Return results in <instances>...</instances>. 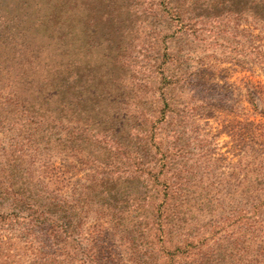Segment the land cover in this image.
Returning a JSON list of instances; mask_svg holds the SVG:
<instances>
[{"label":"rangeland","instance_id":"rangeland-1","mask_svg":"<svg viewBox=\"0 0 264 264\" xmlns=\"http://www.w3.org/2000/svg\"><path fill=\"white\" fill-rule=\"evenodd\" d=\"M22 2L25 6L19 8V20H15L20 24L12 30L23 26L19 40L33 46L24 52L25 45L16 43L11 62L16 71L22 55L30 62L33 75L27 92L41 87L43 94L47 78L65 70L76 81L72 90L77 98L59 108L44 103L46 110L31 111L29 121L6 122L9 128L0 131V154L2 148L18 147L28 152L26 161L39 170L45 164L60 168L66 181L89 178V167L132 165L136 151L146 152L134 135H145L150 129L138 116L161 119L157 123L165 129L148 134L156 142L164 138L168 151L177 152L173 154L175 167L184 171L183 180L213 184L218 190L215 198L222 199L213 203L210 215H203L206 222L209 217L219 219L214 225L206 224L204 242L211 243L220 235H231L236 241L229 239L214 249V263L249 258L252 264H264V193L241 203L226 193V183L234 180L237 160L247 147L254 145L264 157V143L253 144L248 128L253 111H264V48H254L258 42L250 37L247 25L242 26L245 22L205 19L199 35L175 45L169 42L173 26L166 32L170 27L153 19L142 0H74L66 5L62 0ZM1 4L2 9L12 4L17 11L16 0ZM6 23L0 17L1 31ZM173 45L176 57L169 69L187 83L184 93L172 96L166 106L160 100L159 71ZM250 83L263 85L260 96L252 94ZM50 92L48 97L54 99ZM27 106H31L29 101ZM253 115L260 119L257 113ZM41 118L48 120L43 126L46 136L61 139L64 148L53 149L50 142L32 135L31 122L40 119L42 123ZM173 127L181 129L176 148V138L165 136ZM147 149L152 151L151 146ZM250 226L257 230L250 231ZM87 227L110 264H129L125 247L108 223L89 220ZM196 251L192 248L189 254ZM170 259L180 264L185 257L176 254Z\"/></svg>","mask_w":264,"mask_h":264},{"label":"trees","instance_id":"trees-1","mask_svg":"<svg viewBox=\"0 0 264 264\" xmlns=\"http://www.w3.org/2000/svg\"><path fill=\"white\" fill-rule=\"evenodd\" d=\"M1 1L0 17L7 23L2 27L4 31L0 28V131L9 128L5 126L9 120H16L17 124L24 119L29 121L31 111L37 108L46 110L44 103H52L59 108L77 98V92L72 90L76 81L65 70L56 71L47 78L43 94L41 87L27 92L26 87L30 86L33 75L30 62L22 55L17 71L11 62L14 59L11 49L16 43L25 45L24 52L33 46L30 41L19 40L23 26L15 32L12 30L20 24L15 20H19L18 11L25 5L22 0H16L17 11L12 4L2 9ZM73 1L62 0V3L66 5ZM142 1L153 19L170 27L166 32L173 26L169 42L175 45L199 35L205 19L218 22V18L222 17L245 22L242 26L247 25L250 37L258 42L254 48H264V0ZM175 45L171 49L167 47L170 51L164 54V64L159 71L158 90L160 100L166 106L172 102V96L184 93L187 83L180 73L169 69L176 57ZM250 86L253 95H261L263 85L250 83ZM49 89L54 99L48 97L47 93H51ZM28 101L31 106L26 108ZM253 112L248 128L253 144L261 146L259 142L264 143V111H256L260 116L258 120ZM138 118L150 127L145 135L133 132L146 152L138 154L136 151L132 155L133 164L126 167H89V178L66 181L60 168L43 164V170H39L35 164L29 163V159L26 161V150L2 148L0 264H110L111 260L107 256L105 259L95 245L96 239L87 227L89 220L109 224L125 247L129 264H174L170 258L176 254L185 257L180 264H215L213 250L229 239L236 241L231 235H220L211 243L204 242L206 224L219 222L217 217H209L207 222L203 218V215H210L213 203L220 199L215 198L218 190L213 184L183 180L184 171L175 167L173 154L177 152L168 151L169 147L163 145L164 138L156 142L153 135L148 134L159 128L165 129L157 123L161 119L147 118L143 114ZM47 122V119H43L42 123L40 119L31 122L32 135H38L41 142H50L53 149L64 148L61 139L46 136L44 127ZM180 131V128L173 127L165 135L176 138L174 148ZM151 137L155 141L150 144ZM147 146H151L152 151ZM247 148L237 160L234 180L226 183V193L233 196L237 203L259 198L264 193L263 153L254 145ZM256 230L250 226V231ZM168 244L171 247H167ZM192 248L197 251L190 255ZM240 261H226L225 264H252L249 258Z\"/></svg>","mask_w":264,"mask_h":264}]
</instances>
